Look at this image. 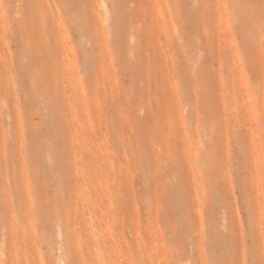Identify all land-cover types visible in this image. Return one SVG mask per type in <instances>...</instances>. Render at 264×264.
Instances as JSON below:
<instances>
[{
    "label": "rangeland",
    "instance_id": "rangeland-1",
    "mask_svg": "<svg viewBox=\"0 0 264 264\" xmlns=\"http://www.w3.org/2000/svg\"><path fill=\"white\" fill-rule=\"evenodd\" d=\"M0 264H264V0H0Z\"/></svg>",
    "mask_w": 264,
    "mask_h": 264
},
{
    "label": "bare ground",
    "instance_id": "bare-ground-1",
    "mask_svg": "<svg viewBox=\"0 0 264 264\" xmlns=\"http://www.w3.org/2000/svg\"><path fill=\"white\" fill-rule=\"evenodd\" d=\"M217 7V6H216Z\"/></svg>",
    "mask_w": 264,
    "mask_h": 264
}]
</instances>
